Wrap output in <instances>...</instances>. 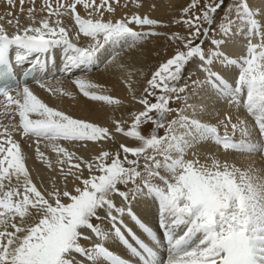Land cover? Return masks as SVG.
Wrapping results in <instances>:
<instances>
[{"label":"snow or ice","instance_id":"snow-or-ice-1","mask_svg":"<svg viewBox=\"0 0 264 264\" xmlns=\"http://www.w3.org/2000/svg\"><path fill=\"white\" fill-rule=\"evenodd\" d=\"M31 2L28 26H20L17 20L16 32L12 35L0 26V78L13 75V51L17 64L37 54L36 63L24 73L27 79L34 75L36 66L46 70L47 61L40 57H46L56 48L63 50L61 71L70 74L73 70H90L103 63L101 56L107 52L106 45L113 49L107 58V63L111 64L120 54L115 51L117 47H135L148 36L164 35L152 30L162 26V22L147 15L137 13L105 20V11H116L109 0L99 3L97 0H54V3L45 0L41 11L46 10L48 15L39 21L33 14L35 0ZM223 2H206L200 14H197L200 0H191L183 8V16L175 22L186 25L189 35L173 34L170 39L181 41L186 50L178 49L148 80L149 87L144 89L147 96L138 100L144 110L133 114L130 130H125L122 121H114V133L139 142V146L120 143L123 157L120 151L113 154L107 150H101L92 160L78 156L61 141L69 145L103 140L115 142V134L106 127L74 119L48 106L27 83L16 96L11 95L9 87H0V96L6 98L7 107L10 109L14 105V115L19 116L18 125L3 126L0 132V264H77L75 255L90 264H128L105 243L91 247L82 245V240L92 239L88 232L99 241L119 240L141 264H264V175L260 174L261 170L251 165L242 169L215 155L206 157L210 163L201 162L196 153L192 159H186L192 147L206 141L214 143L219 151L264 155V24L257 19L260 11L250 7L248 0H240L228 7L217 33L210 26L216 22ZM7 3L14 6V0H7ZM24 3L25 0H20L21 11ZM77 5L83 6L86 16L77 11ZM233 11L234 20L230 18ZM65 15L75 22L77 30L71 35L61 19ZM53 16L56 17L54 21ZM2 19L4 17H0ZM8 23L13 21L10 19ZM133 24L141 28L147 25L150 29L136 31L130 26ZM204 24L209 27H203ZM236 33L247 40L246 55L240 58L230 57L221 50ZM217 34L223 38H215ZM81 35L90 38L92 43L79 46ZM201 36L210 38L215 46L213 50L206 52L203 40L194 44ZM253 38H258L259 43H252ZM194 58H198L201 70L207 73L206 83L220 96L231 104L243 103L255 121L260 141L251 139L246 121L232 123L231 117L223 125V134L215 125L184 115L167 122L169 113L179 111L169 104L181 99L186 91L187 85L179 86V81L186 64ZM217 64L223 69L238 68L235 86L213 70ZM117 67L124 68V65ZM37 83L41 88L46 86L42 81ZM74 83L90 100L116 106L122 103L104 94L102 85L79 78ZM56 91L72 95L63 88ZM148 96L155 97L156 102L150 103ZM148 122L155 127L146 137L140 129ZM177 125L185 130L182 134L177 133ZM161 128L165 129L164 136L157 134ZM13 131H19L23 137L36 138V153L41 160L47 157L40 150V142H48L46 146L56 153L61 165L66 182L63 191L53 185L52 191L45 195L37 188L20 143L12 138ZM129 154L133 158L130 159ZM65 164L68 165L66 171ZM70 176L75 185L73 191L67 190ZM137 196L150 197L158 204L166 258H161L156 249L140 240L124 223L127 215L154 244H160L155 232L131 210L130 201ZM116 197L127 202L125 206H118ZM104 219L110 221V231L101 226ZM178 230H182V234H178ZM125 232L136 246L129 242Z\"/></svg>","mask_w":264,"mask_h":264},{"label":"bare ground","instance_id":"bare-ground-1","mask_svg":"<svg viewBox=\"0 0 264 264\" xmlns=\"http://www.w3.org/2000/svg\"><path fill=\"white\" fill-rule=\"evenodd\" d=\"M99 2L100 0H97V3ZM190 2L191 0H119L117 4L115 0H109V3L116 8V11L115 13L105 11V20L109 18L117 20L124 17H131L137 13L141 16L147 15L149 18L162 22V26H158L152 30L163 33L164 35L148 36L137 43L135 47L129 48L126 45L117 47L115 51H118L120 54L111 64L107 63V58L109 53L113 52V49L106 45L107 52H104L101 56L103 63H100L98 66H93L90 70H73L69 75H66L64 72L58 75H50L48 78L41 80L46 85L44 88H41L39 83L29 84L31 85L29 88L41 100L48 104V106L62 111L74 119H80L100 127H106L112 133H114L115 129L114 121L119 120L123 122L125 130H129L126 126L134 118L133 114L144 110V106L138 103V100L145 97L144 89L148 88V80L151 79L153 73L158 69V66L160 67L168 58L173 57L176 52L175 48H177L176 46L179 40H173L170 37L173 36L175 30H178L181 36L184 33L183 23L178 24L175 21L181 19L179 16L183 15V8L187 7ZM239 2L240 0H231L229 6L236 5ZM248 2L250 7L260 11L261 15L257 16V19H260L261 23L264 24V0H248ZM44 4L45 0H35V12L33 14L37 21L48 15L46 10L41 11ZM30 7H33L31 0H25L23 11H21L20 0H14V6H9L7 0H0V17H4V19L0 20V26H3L9 35L16 32L17 20H19L20 26H28L31 23L28 19V9ZM77 11L82 16H86L85 9L82 5H77ZM230 18L235 19L234 11ZM10 19L13 21L12 24L8 23ZM51 19L54 21L56 17L53 16ZM61 19L63 20L64 26L70 30V35L77 30L74 19L71 16L65 15ZM130 26L136 31H148L150 29V26L147 25L143 26V28L134 24ZM233 31H235V26ZM221 38L223 37L221 36ZM77 43L79 46L84 47L92 43V41L90 38L81 35ZM252 43H259V39L253 38ZM221 50L226 52L230 57H243L247 51V40L242 34L236 33L231 41H226V45ZM59 51V60L62 61V48H59ZM62 64L63 61L59 64L60 68H62ZM121 64L124 65V68L117 67V65ZM200 65L201 62L197 58L186 91L184 92V98L186 97V100L182 99L180 108L176 109L179 111H174L175 120H178L180 115H184L189 117V119L215 125L219 128L220 133L223 134V125L228 123L227 118L231 117L232 123L241 120L246 121L252 133L251 139L260 141L262 138L255 125V121L246 112L243 103L240 105L231 104L224 97L220 96L210 84L206 83L207 73L201 70ZM213 70L220 72L229 83L235 86L238 68L223 69L217 64ZM78 78L102 85L101 91L104 94L119 99L122 102L121 105H108L105 102L93 101L85 97L74 83V80ZM60 88L71 92L72 95H63L56 91ZM48 89H52L53 91H49ZM16 94H13V96H16ZM14 113L15 106L13 105L9 109L6 104V99L0 103V132H3V126L19 124V116L18 114L14 115ZM9 130L11 131V128ZM176 130L178 134H182L185 131L178 125L176 126ZM228 131L231 134L232 130L230 126ZM114 134L115 142L112 140H103L100 142H74L72 145L63 141L61 143L68 147L70 151H74L78 156H82L86 160H92L101 150L115 153L118 151L120 143L139 146V142L132 138L124 137L120 133ZM239 135L240 133L237 132L236 136ZM12 138L20 143L21 150L26 156V166L37 188L45 195L52 191L53 185L63 191L66 182L61 174V165L58 163L56 153L50 147L46 146L48 142L43 140L40 142V150L47 157V160H41L36 153L35 137H23L19 131H13ZM193 153L200 156L201 162L210 163V160L206 161V157L215 155L221 160H227L229 163H234L242 169H246L251 165L255 169L261 170L260 174L264 175V155L259 153L250 155L246 153L219 151L217 146L210 141L196 144L188 151L186 159H192ZM157 158L160 159V157ZM49 163L51 167H49ZM67 167L68 165L65 164V171ZM87 175L88 172L85 170L84 176L87 177ZM74 186L72 177H68L67 190L73 191ZM115 202L118 206H125L127 203L119 197L115 198ZM130 206L132 212L155 232L160 244H154L127 215L124 217V223L132 229L140 240H143L150 247L156 249L161 258H164L167 255L166 251H164L166 244L163 229L160 227V219L156 216V210L158 208L157 202L147 196H137L130 201ZM101 226L105 230H111V223L108 219H104ZM121 230L124 231L123 228ZM178 234H182V230H178ZM88 235L92 236V239L81 241V244L86 247H91L96 243H105V246L117 255L119 252L127 253L129 251L115 238H110L107 242H103L97 240L91 232H88ZM125 236L133 246H136L135 241L127 232H125ZM74 259L77 264H90L88 260L79 255H75ZM130 263L141 264V260L134 256V261L131 260Z\"/></svg>","mask_w":264,"mask_h":264},{"label":"rangeland","instance_id":"rangeland-1","mask_svg":"<svg viewBox=\"0 0 264 264\" xmlns=\"http://www.w3.org/2000/svg\"><path fill=\"white\" fill-rule=\"evenodd\" d=\"M206 2H211V0H200V8L197 10V14H200V13L204 10V9H203V5H204ZM230 2H231V0H224L223 5H222L221 8L218 9V11H217V14H216V22H215L213 25L210 26L212 29H216V30H217V33H218V25H219L221 22L224 21V14H225V12H226V10H227V8H228L227 6H229ZM182 16H183V15H182ZM182 16H179V18H181ZM184 18L186 19L187 17H184ZM203 27H209V26H208L207 24H204ZM187 28H188V27H187L186 25L183 24V29H184L185 31H184V33L182 34V37H188L190 30H189V28H188V29H187ZM180 30H181V29H180ZM181 31H183V30H181ZM181 31H180V32H181ZM173 34H179L178 30H177V31L175 30V31L173 32ZM179 35L181 36V34H179ZM184 35H185V36H184ZM215 38L220 39L221 36H219V34H217V35L215 36ZM200 40H203V41H204L202 47L206 50V52L209 51V50H213V49H214L215 46H213V45L211 44V42H210V38H209V37H203V36H201L199 39H196V40L194 41V44H199V43H200ZM176 47H177V48H175V49H176V52H177L178 49H179V50H186V49H184L183 43H182L181 41H178V44H177ZM176 52H175V54H176ZM175 54H174V55H175ZM174 55H173V56H174ZM170 58H172V57H170ZM170 58H168V59H170ZM168 59H167V60H168ZM167 60H166V61H167ZM196 60H197V58H194L193 60L189 61V62L186 64V66H185V68H184V70H183V78L179 81V86L188 85L189 79H190V77H191V72H192V70H193V67H194V64H195ZM166 61H165V62H166ZM165 62H163V63H165ZM163 63H162V64H163ZM162 64H161V65H162ZM158 68H159V66H158ZM148 87H149V85H148ZM159 94H160V93H159V91L157 90V95H159ZM144 95L147 96V93H145ZM184 95H185V93H182V94H181V97H182L181 99L170 101L169 107L172 108V109H174V110H176L177 108L179 109V108H180V105H181V101H182V99H184ZM147 98L149 99L150 103H154V102H156L155 97L148 96ZM153 115H155V113H153ZM133 120H134V118L131 120V122H130L129 124H127V126H126L127 129H129V130L131 129V125H132V123H133ZM172 120H175V114H174V111L171 112V113H169V114H168V117H167V122H170V121H172ZM167 122H166V123H167ZM154 127H155V126H154L151 122H148V123H146V124H144V125L141 126L140 131L142 132V134H144V135L147 137V136H149V134L153 131ZM157 134H158L159 136H164V135H165V129H164V128L159 129V130L157 131ZM118 151H120V153H121V157H123V152H122V150L119 148ZM113 154H114V153H113ZM129 158H130V159L133 158V157H131V154H129ZM141 163H143V161H141ZM121 188H122V190H123V186H121ZM94 223L99 224V221H94Z\"/></svg>","mask_w":264,"mask_h":264}]
</instances>
